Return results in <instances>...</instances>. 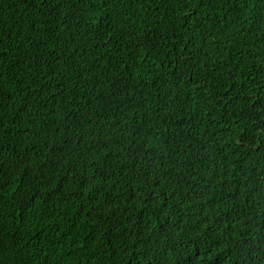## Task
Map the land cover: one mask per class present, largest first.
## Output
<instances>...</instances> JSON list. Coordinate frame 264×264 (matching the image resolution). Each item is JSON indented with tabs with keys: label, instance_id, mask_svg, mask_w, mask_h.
I'll list each match as a JSON object with an SVG mask.
<instances>
[{
	"label": "trees",
	"instance_id": "16d2710c",
	"mask_svg": "<svg viewBox=\"0 0 264 264\" xmlns=\"http://www.w3.org/2000/svg\"><path fill=\"white\" fill-rule=\"evenodd\" d=\"M0 264H264V0H0Z\"/></svg>",
	"mask_w": 264,
	"mask_h": 264
}]
</instances>
